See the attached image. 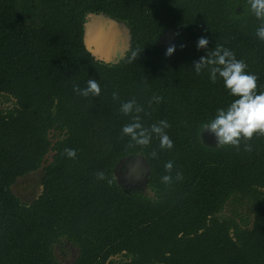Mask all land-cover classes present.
I'll return each mask as SVG.
<instances>
[{"label":"trees","instance_id":"trees-1","mask_svg":"<svg viewBox=\"0 0 264 264\" xmlns=\"http://www.w3.org/2000/svg\"><path fill=\"white\" fill-rule=\"evenodd\" d=\"M100 12L129 30L116 64L84 47L83 18ZM259 24L247 0H0V95L14 101L0 106V264H62L54 252L61 243L77 250L71 264H111L118 255L126 258L119 264H264V136L239 148L203 143L202 125L236 97L192 68L205 54L195 46L203 36L208 51L223 46L244 61L264 91ZM168 31L171 56L160 42ZM88 79L99 84L98 97L73 91ZM133 99L145 127L167 121L172 149L155 136L146 148L121 136L132 114L120 105ZM49 153L40 194L22 203L11 186ZM134 156L145 161L152 196L115 178L118 164ZM168 161L171 175L183 178L165 185Z\"/></svg>","mask_w":264,"mask_h":264},{"label":"clouds","instance_id":"clouds-1","mask_svg":"<svg viewBox=\"0 0 264 264\" xmlns=\"http://www.w3.org/2000/svg\"><path fill=\"white\" fill-rule=\"evenodd\" d=\"M247 2L250 13L260 21L255 30V36L258 40L264 41V0H247ZM208 43V39L203 36L196 41L197 50L205 49L206 51L192 63L195 74L200 75L202 71L207 70L209 80L215 83L219 78L228 94L236 99L226 108L217 109L215 116L202 125V128L208 130L215 138L217 145H230L239 148L242 140L249 141L254 134L264 136V91L257 92V76L247 72V64L236 59L230 49L218 45L208 51ZM174 51L175 46L172 45L166 48L164 54L171 56ZM136 57L137 53L133 52L131 59H136ZM73 91L83 97H98L101 89L96 79H88L85 87L74 85ZM113 98H116V93H113ZM152 99L159 103L161 97L155 96ZM119 111L125 116L132 114L131 122L122 126L120 133L121 136L129 138L131 145L146 148L155 136L159 139L161 149H172L173 142L165 131L169 127L167 121L160 120L145 127L140 122V116L136 115L142 111V108L136 104L134 99L123 102ZM244 150L251 152L252 146L246 143ZM63 155L74 159L76 150L65 148ZM148 155L155 158L156 152L151 151ZM164 169L167 174L162 175L160 181L165 185L172 183L173 179L179 181L183 178L179 171L175 173V177L171 175L172 161L166 162ZM95 175L98 180L105 179L103 171H99Z\"/></svg>","mask_w":264,"mask_h":264},{"label":"rangeland","instance_id":"rangeland-1","mask_svg":"<svg viewBox=\"0 0 264 264\" xmlns=\"http://www.w3.org/2000/svg\"><path fill=\"white\" fill-rule=\"evenodd\" d=\"M125 28H127L125 26ZM160 42L169 47L175 44L174 36L172 31L166 32L160 39ZM13 100L6 97L5 95H0V106L2 109H10L13 106ZM203 143L206 145L214 146L216 145L215 138L208 132L206 129L202 134ZM52 153H49L44 164L35 172L26 174L23 177L18 178L15 183L11 186L12 193L25 204H29L32 200L37 198L41 192V177L43 175V167L45 163L51 160ZM147 166L143 158L139 156H134L128 159L121 161L118 164L117 170L115 171V178L122 185L126 186L129 189L141 190L145 195L152 196L149 189L146 187V174ZM232 206L227 207L222 215H230ZM239 212L246 214V207L238 209ZM55 255L57 259L62 264H71L74 258L76 257L77 250L67 243H61L54 248ZM126 258L124 255H118L112 257L110 260L111 264H119L124 261Z\"/></svg>","mask_w":264,"mask_h":264},{"label":"water","instance_id":"water-1","mask_svg":"<svg viewBox=\"0 0 264 264\" xmlns=\"http://www.w3.org/2000/svg\"><path fill=\"white\" fill-rule=\"evenodd\" d=\"M125 26L102 12L87 13L82 24L85 49L96 61L118 63L130 46L129 30Z\"/></svg>","mask_w":264,"mask_h":264}]
</instances>
